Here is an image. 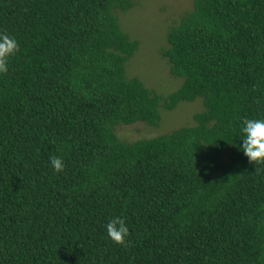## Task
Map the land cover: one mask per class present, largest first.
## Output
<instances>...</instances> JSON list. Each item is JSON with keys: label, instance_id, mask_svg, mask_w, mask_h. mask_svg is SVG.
Instances as JSON below:
<instances>
[{"label": "trees", "instance_id": "16d2710c", "mask_svg": "<svg viewBox=\"0 0 264 264\" xmlns=\"http://www.w3.org/2000/svg\"><path fill=\"white\" fill-rule=\"evenodd\" d=\"M131 6L0 0V264H264V0H193L166 96L125 76Z\"/></svg>", "mask_w": 264, "mask_h": 264}, {"label": "rangeland", "instance_id": "374dc122", "mask_svg": "<svg viewBox=\"0 0 264 264\" xmlns=\"http://www.w3.org/2000/svg\"><path fill=\"white\" fill-rule=\"evenodd\" d=\"M132 6L117 11L120 27L131 40L138 42L134 55L126 63L125 76L137 78L155 94L166 96L176 90L181 80L169 73L161 50L167 47L166 34L171 26L180 22L181 16L192 9L193 0H130ZM203 110L202 101L180 102L173 109L160 108L156 126L145 123L119 125L117 135L121 140L133 142L168 133L194 124L193 116Z\"/></svg>", "mask_w": 264, "mask_h": 264}]
</instances>
